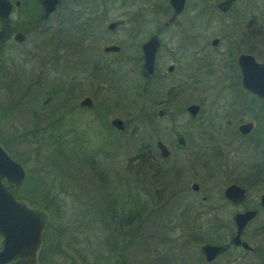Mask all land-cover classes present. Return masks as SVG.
Returning <instances> with one entry per match:
<instances>
[{"label":"flooded vegetation","instance_id":"obj_1","mask_svg":"<svg viewBox=\"0 0 264 264\" xmlns=\"http://www.w3.org/2000/svg\"><path fill=\"white\" fill-rule=\"evenodd\" d=\"M222 1L205 4L202 0L193 3L183 0L175 12L170 0H56L54 9L44 16L39 0H8L9 32L0 43V73H5L2 77L12 79L20 63L17 58L23 54L16 53L14 59L6 57L4 50L22 47L28 30L36 29L44 36L49 26L54 25L60 27V34L69 32L63 36L64 40L69 39L63 49L41 52L39 83L45 92L41 110L49 104L52 106L46 109L45 115H40L50 117L49 123L39 127L47 130L46 138L55 139L56 145L65 138L72 137L75 141L76 128L68 118L77 111L84 112L87 121H94L119 137L125 133V129L119 131L111 125V120L119 117H109L106 100H96V97L105 92L107 81L116 84L112 89L120 90L122 77L119 75L131 59V68L140 81V93L137 91L134 97L148 93L153 123L155 119L163 121L166 115L170 119L183 116L182 132L170 128L172 146L184 158L181 178L170 182L175 184L174 191L182 194L180 214L186 225L171 227L169 221L174 217L166 213L167 227L163 231L165 241L179 242L181 254L176 262L164 258V254L155 264H264V95L254 93L252 83L243 82L240 64L243 59L246 68L247 57L264 63V0H261L259 17L246 8L248 4L239 9L235 7L237 0L220 6ZM113 10L115 14H111ZM124 27L127 34L119 35L117 32ZM170 31L174 33L169 34ZM151 37H155L157 44L152 71L145 79L141 76L143 45ZM49 58L57 60L58 68L50 67ZM48 69L52 70L50 78ZM176 74H180L179 80L168 82ZM92 77L96 87L92 93L80 88L90 84L87 80ZM137 80L135 87L139 86ZM53 81L56 83L45 89L44 84ZM260 82L264 87V73ZM60 94L67 98L62 100ZM85 98L89 101L82 103ZM174 105L180 107L166 109ZM123 125L126 128L124 122ZM178 135L183 138L182 147L176 143ZM154 146L159 158L170 156L166 146L169 153L165 158L160 157ZM95 150L85 159L88 173L101 182L107 181V173L101 168L106 159L95 157L103 151ZM206 154L213 158L210 161L215 173L212 185H204L201 179L205 175L203 166L210 159H204ZM246 154H251L248 167L244 166ZM230 186L238 189L226 194ZM205 202L212 204L207 210H204ZM140 209L137 207L125 215L122 212L118 219L123 225L116 227L117 235H113L119 238L128 232L129 244L135 242L140 229L139 214L144 212ZM246 212L253 214L243 224L239 242L235 243V217ZM210 213L213 219L223 214L229 220L218 221L220 226L204 228L200 220ZM145 214L149 216L146 211ZM204 230L215 238H206ZM159 236L157 232L158 239ZM135 244H139L138 238ZM204 245L220 249L211 255L204 251Z\"/></svg>","mask_w":264,"mask_h":264},{"label":"rangeland","instance_id":"obj_2","mask_svg":"<svg viewBox=\"0 0 264 264\" xmlns=\"http://www.w3.org/2000/svg\"><path fill=\"white\" fill-rule=\"evenodd\" d=\"M216 1L202 0L205 4ZM188 2L193 3L196 0ZM236 3L235 7L239 9H244V5L248 4L246 8H250L251 13L259 17L261 0H237ZM115 13V10L111 12ZM229 16L225 18L229 19ZM243 17L247 18V15ZM49 28L44 36L36 29L28 30L22 47L4 50L6 57L11 56L14 59L16 53L23 54L17 58L20 63L12 79L9 76L2 77L5 73H0V145L2 146L1 143L6 139L10 140L8 146L13 152V157L18 161L20 159L18 164L24 169V178L27 176L30 179L20 188L22 201L47 214L45 241L49 244L58 240L59 247L65 249L76 264H113L115 261L117 264H155L159 258L164 257V254V258L176 262L181 254L179 242L165 241L163 231L167 227L166 213L174 217L171 218V222L169 221L171 227L186 225L180 214L183 207L182 194L174 191L175 184L170 182L172 179L181 178L180 170L184 161L181 151L172 146L173 135L170 128L182 132L183 116L178 115L170 119L166 115L163 121L155 119L153 123L148 93L139 94L137 99L134 97L137 91L140 93V81L138 74L131 68L130 62L133 61L131 59L119 75L122 77L120 90L112 89L116 84L107 81L108 90L96 97V100H106L110 107L109 117L117 116L123 120L125 133L119 137L112 131L102 129L94 121H87L85 113L77 111L71 118L68 116L76 128L75 141L72 137L65 138L56 145L55 139L46 138L49 135L47 130L38 129L40 124L49 123L50 117L43 118L40 115H45L46 109L52 106L49 104L41 110V100L45 94L39 83L41 52L58 51V47L60 50L63 49V45L67 46L69 41L64 40V37L69 32L65 30L60 34V27L54 25ZM125 29L126 27L117 33L127 34ZM49 59L50 67L58 68L57 60ZM64 66L67 68V63ZM51 71L48 69V78L51 77ZM179 78L180 74H176L168 82L174 83ZM136 80L139 83L138 87H135ZM87 81L90 84L80 88L91 92L96 88L95 79L92 77ZM104 82L106 83V80ZM55 83L56 81L50 84L48 82L44 87L51 88ZM60 98L64 100L67 97L60 94ZM116 99L118 101H115ZM176 107L180 106L174 105L166 109L169 111ZM39 120H42V123L38 122ZM156 139L164 143L170 151V156L166 159L157 157V163L151 166L136 161L135 156L142 144L150 146L151 153L157 155L154 146ZM93 150L103 151L101 155L97 154L95 157L106 159L101 168L107 173V181L101 182L93 174L88 173L85 159ZM146 154L144 156H148L149 153ZM246 155L244 166L248 167L251 154ZM203 157L210 159L203 166L205 175L201 179L204 185H212L215 173L213 163L210 161L212 162L213 158L208 154ZM185 177L186 174L183 175V178ZM31 178H38L41 182L40 184L35 180L40 184L38 189H29L33 181ZM137 200L139 204L134 205ZM203 206L204 210H207L212 204L205 202ZM137 207L138 210L145 207L141 211L148 212L149 216L145 217L144 212L139 214V234L136 235L135 242L129 244L128 232L119 238L113 234L117 235L116 227L123 225L118 219L121 213L125 215ZM212 216L211 213L205 214L200 220L204 228L220 226L218 221L227 223L229 220L223 214H218V217L221 216L220 220L213 219ZM148 221L151 223L148 224ZM159 228L161 231L155 230ZM56 230L62 231L60 235H55ZM157 232L160 233L159 239L156 237ZM205 233L206 238L214 237L208 232ZM137 238L139 244H135ZM51 257L55 261H63L54 255ZM37 264L40 263L37 261Z\"/></svg>","mask_w":264,"mask_h":264},{"label":"water","instance_id":"obj_3","mask_svg":"<svg viewBox=\"0 0 264 264\" xmlns=\"http://www.w3.org/2000/svg\"><path fill=\"white\" fill-rule=\"evenodd\" d=\"M232 0H224L221 5H227ZM43 7V15L52 11L56 0H39ZM174 6V11H178L183 4V0H170ZM10 4L8 0H0V43L7 37L9 32L8 13ZM155 37H151L143 45L144 59L141 67V76L148 79L152 71L153 54L156 47ZM246 68L243 59L240 62L242 67L243 82L252 83L251 90L259 96L264 95V87L260 86V76L264 73V63L256 62L252 57H247ZM88 98L82 100L87 103ZM113 125L119 131H123L124 125L119 118L111 120ZM176 143L179 147L183 146L181 135L176 137ZM155 145L159 155L165 158L168 150L165 145L157 140ZM24 179V169L15 162L0 145V264H37V251L41 243L42 231L47 222L46 213L36 207L27 205L24 201L14 196L16 188ZM237 187H227L229 190ZM238 189V188H237ZM242 192V189H239ZM253 212L238 214L235 217L237 233L233 242H239V232L245 221L251 217ZM245 245L244 242H242ZM206 253L213 255L220 247L204 245Z\"/></svg>","mask_w":264,"mask_h":264},{"label":"trees","instance_id":"obj_4","mask_svg":"<svg viewBox=\"0 0 264 264\" xmlns=\"http://www.w3.org/2000/svg\"><path fill=\"white\" fill-rule=\"evenodd\" d=\"M38 129H40V127ZM29 131L32 132L33 130H29ZM0 138H1V135H0ZM9 141L10 140L6 139L5 141H3L1 143L2 146H3V149L8 153V155L13 160H15L17 163H19L20 159L16 156L19 159V161H18L12 155L13 152H11V150H10V148L8 146V142ZM53 145H54V143H53ZM53 151H56V150L53 149ZM146 152L149 153L148 156H144V155H147ZM157 157H158V155L151 153L150 146H147L145 144H142L140 146L139 153L137 155V159H138L139 163H141L143 165H146V166H151V165L157 163V161H158ZM28 179L29 178H27V176H26L23 179V181L21 182V184L15 190L14 194H15V197L17 199H21V200L23 199V196L21 197L22 193L20 191V188L27 184ZM31 179H33V181H31L32 183H30L29 189L30 190L38 189L39 188L38 186L41 184L39 179L38 178H31ZM35 180H37L40 184H38ZM27 198H28V200L31 201V199L29 197H27ZM143 203H146V202H143ZM145 207H142L140 210L145 209ZM61 232H62L61 230H56V232H54V233H56L55 235L58 236V235H60ZM46 235H47V231H46V226H45V228H44V230L42 232V235H41V244H40V247H39V249L37 251V261L40 264H76L74 258L65 249H62V248L59 247L58 240L54 241L53 243L50 242L49 244H47V241H45ZM46 245H48L49 247H46ZM52 255H54V257H58V259L62 258L63 261L59 262V261L53 260L52 257H51ZM115 262H113V263L116 264Z\"/></svg>","mask_w":264,"mask_h":264}]
</instances>
